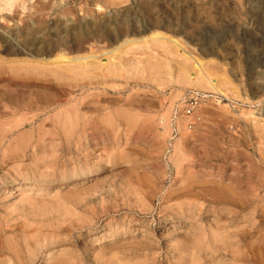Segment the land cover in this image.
<instances>
[{"label":"rangeland","instance_id":"rangeland-1","mask_svg":"<svg viewBox=\"0 0 264 264\" xmlns=\"http://www.w3.org/2000/svg\"><path fill=\"white\" fill-rule=\"evenodd\" d=\"M0 18V93L52 50L102 62L8 85L39 121L81 98L94 133L0 135L1 264H264V0H0Z\"/></svg>","mask_w":264,"mask_h":264},{"label":"bare ground","instance_id":"bare-ground-1","mask_svg":"<svg viewBox=\"0 0 264 264\" xmlns=\"http://www.w3.org/2000/svg\"><path fill=\"white\" fill-rule=\"evenodd\" d=\"M7 7V6H6ZM1 19V18H0ZM16 19V18H15ZM9 21V20H8ZM19 21V20H18ZM15 23V22H14ZM6 31V30H5ZM3 33V34H2ZM4 35V32L0 30V36H3ZM10 36V35H9ZM149 36V35H148ZM155 39V42L154 45L158 48H161L163 49L164 51H167V52H174L175 49L173 50L172 48H170V46H168V44H166L165 41H163V37L164 36H161L159 35L158 33H153V35L151 36ZM166 38V37H165ZM13 39V38H11ZM166 40V39H164ZM15 41V40H14ZM17 41V40H16ZM131 42V41H130ZM133 43V42H132ZM176 43V42H175ZM12 44V43H10ZM18 44V43H16ZM151 44V42H150ZM19 45V44H18ZM175 45H178L177 43ZM93 46V45H92ZM120 46V45H119ZM153 46V47H155ZM89 47V46H88ZM87 47V48H88ZM91 47V46H90ZM153 47H150V48H153ZM155 47V48H156ZM177 48V46H176ZM89 49V48H88ZM22 50V49H21ZM29 50V49H28ZM63 50V49H62ZM117 50V49H116ZM25 52V51H24ZM28 55L29 52H26ZM106 54V53H105ZM112 54V53H111ZM43 55V54H42ZM47 58H46V62H42V64L39 62V60H36L38 61L39 63L38 64H34L35 62L31 61V64L29 63H26V64H13L9 67L6 68V70H4V74H7V75H4L3 77V80H5L8 85H11V84H15L17 83L19 80H29V79H32L33 78V75L32 74H43V75H47V74H50L52 75L53 77L52 78H60L61 76H64L65 75H71V76H90V75H98L99 76V73L98 72H95L97 69L100 68V66H102V62L100 63L99 61L97 62H86L85 61V56L83 57H78V58H75L74 60H76L75 62L72 63V59L70 57H67L65 56V53L63 51H61V49H58V50H52V51H49L48 54H47ZM37 56V55H36ZM81 56V55H80ZM103 56V55H102ZM28 57V56H27ZM75 57V56H74ZM73 57V58H74ZM104 57V56H103ZM84 58V60L82 59ZM82 59V60H80ZM87 59V58H86ZM42 60V59H41ZM78 60V61H77ZM95 61V60H94ZM184 72H182L183 74L187 73L186 70L188 71L189 69H195V67L192 65H184ZM197 69V68H196ZM195 69V71H196ZM118 70V67L116 65H113L111 68H106V71L107 73H114L115 71ZM198 70V69H197ZM194 71V70H193ZM199 71V70H198ZM37 72V73H36ZM193 73V72H192ZM101 74V73H100ZM188 74V73H187ZM190 75V73H189ZM69 76V77H71ZM197 76H198V72H197ZM196 76V77H197ZM83 77L81 79H83ZM185 77V76H184ZM191 77V76H189ZM63 78V77H61ZM72 78V77H71ZM74 78V77H73ZM77 79V78H76ZM86 79V78H85ZM89 79V78H88ZM95 79V78H94ZM199 82H201V79L197 78ZM208 79V78H207ZM80 80V79H79ZM59 81V80H58ZM90 81V79H89ZM54 82V81H53ZM82 82V80H81ZM84 82V81H83ZM82 82V83H83ZM81 83V86L79 85L80 88H82L81 90H83V88H90L92 85V83L90 84L89 83ZM208 83L209 85L212 87V89H214L216 92H220L219 89H217L215 87V84L213 82V80H208ZM21 84V83H20ZM8 85H6L3 89V92L0 93V127H25V126H28L30 127L28 131H26V129L24 131H21V129H15L14 131L12 129H0V135L1 138L2 137H8V136H14V140H15V143L17 145L20 146H24L25 143L28 144V142L30 141V138L31 139H34V144L33 146H45L44 144V135L46 134H49V131L46 130L45 128H43L45 125H44V121L47 119L44 118L43 120L39 121V114L36 113V110H38V107H37V100H34L32 98H27V96L23 95L20 89V91L18 90H13V89H10L8 88ZM78 86V85H77ZM39 87V86H38ZM101 87V86H100ZM51 88V87H50ZM92 88H95V86H93ZM97 89V88H96ZM93 90V89H92ZM74 92V91H73ZM71 93V92H70ZM90 95V94H89ZM60 98V97H59ZM81 98H73V97H67L65 99H60V100H57L56 101L54 100L53 102L49 103L47 106L49 107L51 104L54 105L55 107H57L58 105H68V106H64L62 108H60L57 112H55L53 114V116L51 117H48V121L50 123V126L51 127H61L63 129V137H64V140L63 141H66L68 143H71V145H73L76 141H78V143L80 142L81 139H85L88 135L92 137V133H86L85 131V128L81 127L80 126H84L88 123V121L85 122V119H84V116H82L83 112L81 111V109L79 108V105H80V100ZM108 100V99H107ZM97 101V100H96ZM105 102V101H104ZM47 103V102H45ZM95 103V102H94ZM84 104V107H85V104L86 103H83ZM101 104V103H100ZM45 105V104H44ZM186 105V104H185ZM43 106V105H42ZM90 106V105H89ZM46 107V106H45ZM50 107H53V106H50ZM87 108V107H86ZM95 108V107H94ZM41 109V108H39ZM83 109V107H82ZM96 109V108H95ZM45 114L46 113H49V109H44L42 107V109ZM82 113H81V112ZM40 112V111H38ZM29 116H25V115H28ZM89 114V113H88ZM44 115V114H42ZM41 115V116H42ZM85 115V114H84ZM46 116V115H45ZM44 116V117H45ZM50 116V115H49ZM43 117V116H42ZM41 118V117H40ZM87 118V117H86ZM183 118V117H182ZM163 115L160 116L159 118V122L160 124L163 123ZM96 120V119H95ZM94 121V120H93ZM97 123V122H96ZM46 124V123H45ZM44 125V126H43ZM94 125V124H93ZM75 127V129H74ZM77 127H80V129H78ZM163 127V126H161ZM47 128V127H46ZM261 129V128H260ZM5 130V132H3ZM92 130V129H91ZM90 130V131H91ZM127 130V129H126ZM53 131V130H52ZM94 131V130H93ZM54 134V133H53ZM52 134V135H53ZM61 134V133H60ZM55 135H58L59 136V133L56 131ZM95 135V134H94ZM62 136V135H61ZM60 136V137H61ZM185 136V135H184ZM95 137V136H94ZM0 138V139H1ZM4 139V138H3ZM2 139V140H3ZM10 139V138H9ZM8 139V140H9ZM58 139V138H57ZM11 140V139H10ZM13 140V139H12ZM13 140V142H14ZM53 140V139H51ZM55 141V140H54ZM85 141V140H84ZM83 141V142H84ZM11 142V141H10ZM8 143L6 146L9 148L11 143ZM31 142V141H30ZM29 142V143H30ZM82 142V141H81ZM15 143H12V144H15ZM24 143V144H23ZM65 143V142H64ZM77 143V142H76ZM5 144V143H4ZM3 144V145H4ZM31 144V143H30ZM66 144V143H65ZM81 144V143H80ZM86 144V143H85ZM1 145V144H0ZM26 145V144H25ZM70 145V144H69ZM76 145V144H75ZM13 146V145H12ZM16 146V145H15ZM13 147V149H15L16 147ZM68 146V145H67ZM81 146V145H80ZM6 148V147H5ZM12 148V147H10ZM26 148V147H24ZM35 148V147H34ZM50 148V147H49ZM17 149V148H16ZM23 149V148H22ZM80 151V150H79ZM76 152V151H75ZM35 153V152H33ZM77 154V152H76ZM78 155V154H77ZM78 157V156H77ZM75 159V158H74ZM58 160V158H57ZM76 160V159H75ZM78 161V160H77ZM7 162V161H6ZM77 169V168H76ZM262 183V182H261ZM33 186V185H32ZM39 187H43L42 189H44L45 187H48V184H40ZM206 194V193H205ZM145 195V194H144ZM143 195V196H144ZM220 194H218L219 196ZM227 195V194H226ZM257 195V194H256ZM213 196V195H212ZM255 196V195H254ZM214 197V196H213ZM217 197V196H216ZM221 198V197H220ZM215 199V198H214ZM237 199V198H236ZM258 200V199H257ZM190 202V201H189ZM216 202V201H214ZM239 202V201H238ZM241 202V201H240ZM233 203V202H232ZM257 203V202H256ZM189 204V203H188ZM202 205L204 203H201ZM200 204V205H201ZM230 204V203H229ZM225 205V204H224ZM228 205V204H227ZM203 207V206H202ZM208 207V206H207ZM198 208V207H197ZM200 208V207H199ZM233 208V207H232ZM162 210V209H161ZM164 210V209H163ZM174 210V209H173ZM233 210V209H232ZM256 210V209H255ZM180 211V210H179ZM185 211H188L189 213L193 212V208H188L186 209ZM232 212V211H231ZM235 211H233L234 213ZM197 213V212H196ZM202 213V212H201ZM166 214V213H165ZM229 214V213H228ZM216 215V214H215ZM171 216V215H170ZM197 216V215H196ZM191 224V223H190ZM212 226V225H211ZM211 228V227H210ZM215 230V229H214ZM206 232V231H205ZM212 232V231H210ZM216 232V231H215ZM209 234V233H208ZM211 234V233H210ZM213 234V233H212ZM216 234V233H215ZM214 237V236H213ZM213 239V238H211ZM213 241V240H212ZM211 241V242H212ZM216 243V242H215ZM194 245V244H192ZM194 247V246H193ZM192 247V248H193ZM196 248V247H195ZM1 264V263H0Z\"/></svg>","mask_w":264,"mask_h":264},{"label":"built area","instance_id":"built-area-1","mask_svg":"<svg viewBox=\"0 0 264 264\" xmlns=\"http://www.w3.org/2000/svg\"><path fill=\"white\" fill-rule=\"evenodd\" d=\"M187 107H189V106H187ZM186 112H187V113L189 112L188 109L186 110Z\"/></svg>","mask_w":264,"mask_h":264}]
</instances>
